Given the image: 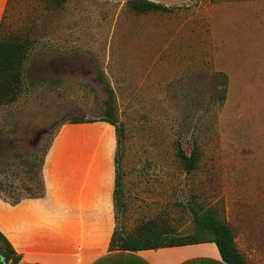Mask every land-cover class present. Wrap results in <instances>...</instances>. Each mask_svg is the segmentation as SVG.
<instances>
[{"label": "rangeland", "instance_id": "obj_1", "mask_svg": "<svg viewBox=\"0 0 264 264\" xmlns=\"http://www.w3.org/2000/svg\"><path fill=\"white\" fill-rule=\"evenodd\" d=\"M129 1H10L1 35L32 46L19 100L0 107V201L29 198L74 118L111 126L117 167L116 127L99 121L102 74L124 126L118 228L155 221L189 235L192 209L214 207L248 254L249 229L264 239V0H151L171 10L146 14ZM196 146L188 173L178 147Z\"/></svg>", "mask_w": 264, "mask_h": 264}, {"label": "crops", "instance_id": "obj_2", "mask_svg": "<svg viewBox=\"0 0 264 264\" xmlns=\"http://www.w3.org/2000/svg\"><path fill=\"white\" fill-rule=\"evenodd\" d=\"M11 0H0V29ZM114 134L101 123L65 124L42 167L44 196L0 201V230L23 264H225L215 243L111 251L117 226ZM6 215V224L4 221ZM249 229V264H264V239Z\"/></svg>", "mask_w": 264, "mask_h": 264}, {"label": "trees", "instance_id": "obj_3", "mask_svg": "<svg viewBox=\"0 0 264 264\" xmlns=\"http://www.w3.org/2000/svg\"><path fill=\"white\" fill-rule=\"evenodd\" d=\"M68 0H48L54 7H60ZM128 7L137 14L146 13H167L170 8L151 0H130ZM2 27V25H1ZM32 46V40L27 36L3 37L0 29V107L9 106L16 103L22 92L25 82V63ZM101 81L104 85L106 99L104 101L103 115L99 121L106 122L116 127L119 143V156L116 167L115 181V206L122 212L126 210L124 201L125 193L123 186V176L121 173V157L124 126L119 122L116 111L115 93L108 81L101 74ZM224 84V95L226 93ZM91 122L85 119L74 118L67 123ZM45 150L40 164L39 179L36 189L28 187L29 198H39L44 196V183L42 179V167L44 164ZM177 158L183 169L191 173L197 169L201 159V153L196 146L190 155H187L181 147H178ZM29 173H31L29 171ZM36 190H39L37 192ZM20 200L12 204H18ZM117 219V217H116ZM192 219L194 223L193 232L189 235H176L168 229L160 226L155 221L142 223L133 232L119 229L116 226L113 234L111 251H142L156 250L165 247H179L200 243H215L221 258L225 264H249L246 257L238 249L233 230L229 223L224 220L214 207L193 208ZM0 255H3L8 264H23V255L18 253L5 234L0 230ZM0 264H2L0 262Z\"/></svg>", "mask_w": 264, "mask_h": 264}, {"label": "water", "instance_id": "obj_4", "mask_svg": "<svg viewBox=\"0 0 264 264\" xmlns=\"http://www.w3.org/2000/svg\"><path fill=\"white\" fill-rule=\"evenodd\" d=\"M0 262L2 264H8L7 261H6V259H5V257L3 255H0Z\"/></svg>", "mask_w": 264, "mask_h": 264}]
</instances>
